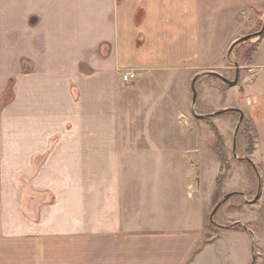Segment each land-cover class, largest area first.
Listing matches in <instances>:
<instances>
[{
    "label": "crops",
    "instance_id": "1",
    "mask_svg": "<svg viewBox=\"0 0 264 264\" xmlns=\"http://www.w3.org/2000/svg\"><path fill=\"white\" fill-rule=\"evenodd\" d=\"M252 10L264 0H0V264H264V34L214 91L228 102L209 116L249 124L218 191L189 119L195 72Z\"/></svg>",
    "mask_w": 264,
    "mask_h": 264
},
{
    "label": "rangeland",
    "instance_id": "2",
    "mask_svg": "<svg viewBox=\"0 0 264 264\" xmlns=\"http://www.w3.org/2000/svg\"><path fill=\"white\" fill-rule=\"evenodd\" d=\"M250 11H242L240 13V31L241 35L240 38H244L250 35H254L255 33H258L261 30L263 19H264V10L263 11H256L252 10ZM264 34V33H263ZM263 36V35H262ZM238 39V40H239ZM260 37L256 39H250L248 41H245L242 44H239L234 48L232 53L229 56V60L227 59L226 55L225 57L217 59L215 62H213L212 65L209 67L195 72V74H206V73H217L221 76H225L226 79L232 81L235 76V66L234 62H238L239 64H243V62H246V58L250 56L252 51L254 50L255 46L259 42ZM227 52V51H226ZM214 83L217 86H214ZM223 86V83L218 80L215 77L212 76H205L202 79H198L195 83V90L197 93L196 102L194 104V109L192 113L189 114V119L191 121V127L194 128V126L201 127L207 125L209 129V150H213L216 157V152H220L224 155V148L227 151V154H229V157L233 159L231 154V145L233 136L235 133V128L239 120V114L236 113L235 109H228L225 114H220L217 117H211L215 112H219L221 110H217L215 108L216 104L218 103H225L228 102L227 97L224 98V100L218 96V93H214L216 89H220V87ZM227 95V94H226ZM9 98V88L5 90V92L2 95V105L8 101ZM226 100V101H225ZM211 115V116H209ZM218 122V127L217 123ZM184 125H188V119L185 122L184 119ZM178 129H184L183 127H180L177 124ZM217 127V128H216ZM215 129V131H214ZM220 129L221 131H224L226 134L225 137L220 134L218 131ZM249 124L247 122H244L240 125L239 130L236 134V146L238 149L235 151L236 155L242 154V152L239 153V145L242 146L243 143H248V130ZM204 134V133H203ZM224 137V138H223ZM227 141V147H224V142ZM230 152V153H229ZM228 156V155H227ZM241 156V155H239ZM226 157V156H225ZM219 158V157H218ZM220 159V158H219ZM227 159V158H226ZM236 161L238 160L237 158ZM221 160V159H220ZM235 162V160H234ZM248 177H251L252 179L255 178L254 173L249 170ZM248 180V179H247ZM215 221V220H214ZM215 223V222H214Z\"/></svg>",
    "mask_w": 264,
    "mask_h": 264
},
{
    "label": "water",
    "instance_id": "3",
    "mask_svg": "<svg viewBox=\"0 0 264 264\" xmlns=\"http://www.w3.org/2000/svg\"><path fill=\"white\" fill-rule=\"evenodd\" d=\"M263 33H264V19H263V24H262L261 30H260L258 33H255L254 35H250V36H247V37L241 38V39L237 40L236 42H234V43L230 46V48H229V50H228V60H229V56H230V54L232 53V51L234 50V48H235L236 46H238L239 44H242V43H244L245 41H248V40H250V39H256V38H259V37H261V36L263 35ZM235 67H236L235 76H234V79H233L232 81H230V80L224 78L223 76H221V75H219V74H217V73H206V74H203L202 76H203V77H205V76H212V77H215V78L219 79L223 84L232 87V86H235V85L237 84V82H238V78H239V70H238V66H237V64L235 65ZM197 78H198V77L194 78L193 81H192V83H191L192 103H193V104H195V102H196V98H197V94H196V90H195V82H196ZM241 121H242V115H241V117H240V122H241ZM238 127H239V124L237 125V129H238ZM229 197H230V196L227 195V196H226V197H225L220 203H218V204L216 205V207L214 208L213 212L211 213V217H210V218H212V216H213V215L215 214V212L217 211L218 207H219L222 203H224Z\"/></svg>",
    "mask_w": 264,
    "mask_h": 264
},
{
    "label": "trees",
    "instance_id": "4",
    "mask_svg": "<svg viewBox=\"0 0 264 264\" xmlns=\"http://www.w3.org/2000/svg\"><path fill=\"white\" fill-rule=\"evenodd\" d=\"M214 131H215V129H214ZM216 154L221 159V162H222L221 168H220V172H219V176H218V178L216 180V188H217V191H218L220 186H221V184H222V182H223V180H224V178L227 175V172H228L229 168H228V164L226 162L225 156L222 153H220V152H216ZM217 191H216V195H217ZM213 225L214 224L210 220V226H213Z\"/></svg>",
    "mask_w": 264,
    "mask_h": 264
},
{
    "label": "built area",
    "instance_id": "5",
    "mask_svg": "<svg viewBox=\"0 0 264 264\" xmlns=\"http://www.w3.org/2000/svg\"><path fill=\"white\" fill-rule=\"evenodd\" d=\"M135 77L136 75L133 71H129L121 75L122 80L125 82L132 81Z\"/></svg>",
    "mask_w": 264,
    "mask_h": 264
}]
</instances>
